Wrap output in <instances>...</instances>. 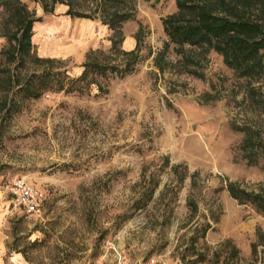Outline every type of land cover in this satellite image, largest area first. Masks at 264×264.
I'll use <instances>...</instances> for the list:
<instances>
[{
	"label": "rangeland",
	"instance_id": "374dc122",
	"mask_svg": "<svg viewBox=\"0 0 264 264\" xmlns=\"http://www.w3.org/2000/svg\"><path fill=\"white\" fill-rule=\"evenodd\" d=\"M58 4L105 23L110 47L43 57L34 39ZM177 11L0 0V264H264V211L228 187L264 194V72L171 41ZM21 178L42 216L7 194Z\"/></svg>",
	"mask_w": 264,
	"mask_h": 264
},
{
	"label": "trees",
	"instance_id": "16d2710c",
	"mask_svg": "<svg viewBox=\"0 0 264 264\" xmlns=\"http://www.w3.org/2000/svg\"><path fill=\"white\" fill-rule=\"evenodd\" d=\"M177 7L163 19L171 41L212 47L243 74L264 72V0H177ZM228 187L233 197L264 211V194L243 189L237 182Z\"/></svg>",
	"mask_w": 264,
	"mask_h": 264
},
{
	"label": "crops",
	"instance_id": "0c3cea01",
	"mask_svg": "<svg viewBox=\"0 0 264 264\" xmlns=\"http://www.w3.org/2000/svg\"><path fill=\"white\" fill-rule=\"evenodd\" d=\"M69 11L68 6L58 4L49 18L39 23V35L34 41L39 42L43 57L70 56L81 65L90 51L110 47V34L105 23L90 17L73 18ZM124 45L127 50L135 48V36L127 34ZM14 263L21 264L15 260Z\"/></svg>",
	"mask_w": 264,
	"mask_h": 264
},
{
	"label": "built area",
	"instance_id": "2783aa9c",
	"mask_svg": "<svg viewBox=\"0 0 264 264\" xmlns=\"http://www.w3.org/2000/svg\"><path fill=\"white\" fill-rule=\"evenodd\" d=\"M7 194L11 197L14 206L28 215L42 216L43 202L39 189L28 180L21 178L5 186ZM145 264H159L157 257L150 258Z\"/></svg>",
	"mask_w": 264,
	"mask_h": 264
}]
</instances>
